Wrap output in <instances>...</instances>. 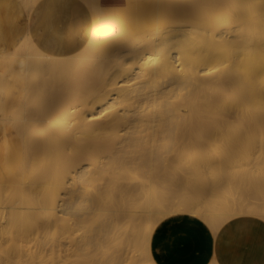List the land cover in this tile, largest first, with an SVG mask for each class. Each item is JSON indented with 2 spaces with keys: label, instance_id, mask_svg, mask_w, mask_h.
Listing matches in <instances>:
<instances>
[{
  "label": "bare ground",
  "instance_id": "6f19581e",
  "mask_svg": "<svg viewBox=\"0 0 264 264\" xmlns=\"http://www.w3.org/2000/svg\"><path fill=\"white\" fill-rule=\"evenodd\" d=\"M138 1L85 56L91 0H0V264H179L185 214L264 217L244 195L262 167L226 161L264 148V0ZM48 55L80 61L60 116L28 118V58Z\"/></svg>",
  "mask_w": 264,
  "mask_h": 264
},
{
  "label": "crops",
  "instance_id": "0c3cea01",
  "mask_svg": "<svg viewBox=\"0 0 264 264\" xmlns=\"http://www.w3.org/2000/svg\"><path fill=\"white\" fill-rule=\"evenodd\" d=\"M134 1L136 0H91L89 15L86 14V18L89 21L87 36L89 34L90 37L93 36V39L85 41L83 48L85 56H92L99 51L110 49L112 45H102L105 36L108 32L117 33L119 29H123L121 21L123 19L128 21L129 8L135 6ZM148 1L138 2L146 5ZM42 5L43 3H38L35 7L36 10H40L38 14H35L36 28L41 29V37L50 38L53 35V24L52 20L45 22L43 19ZM25 15L23 14L18 19L21 26L27 25ZM71 16L72 11H63L62 15L55 18V24L62 22V26L65 27L67 25L66 18ZM123 36L127 38L128 32H124ZM79 61L65 56L49 55L28 58L29 74L25 95L28 118L43 115V105L48 104L50 108L45 111L46 117L55 119L60 116L65 105L66 92L71 86L72 73ZM6 128L0 124V153L5 151L4 133ZM196 217L192 215L183 217L181 235L184 238L180 237V246L185 249L180 247L184 254H180L179 264H264L263 219L249 215L241 216L225 223L217 233H214L205 221ZM189 255L193 258H189ZM181 256L188 258L182 259Z\"/></svg>",
  "mask_w": 264,
  "mask_h": 264
},
{
  "label": "rangeland",
  "instance_id": "374dc122",
  "mask_svg": "<svg viewBox=\"0 0 264 264\" xmlns=\"http://www.w3.org/2000/svg\"><path fill=\"white\" fill-rule=\"evenodd\" d=\"M249 147H247V148H245L244 150H240L239 152H232V153H230L228 156L230 157H228L227 156V158H226V161L227 162H229V163H232V162H239V161H241L242 159H245V158H248V157H252L253 158V160L255 161V162H257L258 163V165H260V167H262V168H258V170H256V172L254 171L253 172V176H249V178L246 180V190H247V188H248V190L246 191L245 190V192H244V195H245V197H246V199H247V201H249V202H253V203H257V204H260L261 203V205H263L262 204V202L261 201H263V203H264V148H262V147H259V146H255V147H250L249 149H248ZM259 148V150H256V149H258ZM252 149V150H251ZM263 150V151H262ZM256 151H258L257 153H256ZM254 154V155H253ZM242 155H244V156H242ZM258 156V157H257ZM260 157V158H259ZM262 170V171H261ZM259 171V172H258ZM263 172V173H262ZM258 176H259V178H258ZM234 178H236V177H234V176H231L230 177V182L232 183V182H234L233 183V185L230 183V185L231 186H234V184H235V181H236V179H234ZM254 179V180H253ZM263 179V181H261ZM234 180V181H233ZM253 180V181H252ZM256 180H258V181H256ZM251 181V182H250ZM263 183V184H262ZM256 186L257 187H259V188H256ZM261 188V189H260ZM253 189V190H252ZM252 191H254V192H252ZM233 191H231V193H232ZM249 192H251V193H253V194H251L250 196H248L249 195ZM260 192V193H259ZM257 193V194H256ZM238 194V193H237ZM261 194V195H260ZM203 196V197H202ZM202 198H205V196H208V194H202ZM251 196L253 197V198H251ZM257 196V197H256ZM255 199V200H254ZM257 199V200H256ZM260 199V200H259ZM254 200V201H253ZM258 201V202H257ZM264 206V205H263ZM185 215H189V214H185ZM184 215V216H185ZM249 216H256V217H259V218H261V219H263L264 220V217H262V216H259V215H249ZM236 218H238V217H236ZM236 218H232V219H230L229 221H231V220H233V219H236ZM229 221H227V222H229ZM226 222V223H227Z\"/></svg>",
  "mask_w": 264,
  "mask_h": 264
}]
</instances>
